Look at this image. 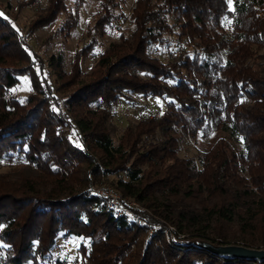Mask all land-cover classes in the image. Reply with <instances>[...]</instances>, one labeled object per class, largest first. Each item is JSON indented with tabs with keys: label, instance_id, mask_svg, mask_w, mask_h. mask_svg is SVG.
<instances>
[{
	"label": "trees",
	"instance_id": "1",
	"mask_svg": "<svg viewBox=\"0 0 264 264\" xmlns=\"http://www.w3.org/2000/svg\"><path fill=\"white\" fill-rule=\"evenodd\" d=\"M116 7L98 0L70 74L60 55L49 59L58 84L0 15V160H23L14 177L0 175V264H37L58 236L86 240L83 264H264L195 244L264 249V0H233L234 12L226 0H134L130 35L81 82L92 36L124 21ZM62 9L48 0L34 26ZM20 77L31 90L23 102L9 94ZM54 85L68 91L63 106ZM127 94L161 99L164 110L128 125L114 146L108 111ZM183 138L195 156L178 157ZM114 174L122 178L105 179ZM106 183L115 208L90 188Z\"/></svg>",
	"mask_w": 264,
	"mask_h": 264
},
{
	"label": "rangeland",
	"instance_id": "2",
	"mask_svg": "<svg viewBox=\"0 0 264 264\" xmlns=\"http://www.w3.org/2000/svg\"><path fill=\"white\" fill-rule=\"evenodd\" d=\"M116 1L117 7L112 10V14L114 17L122 15L124 21L114 18L112 26L104 28L103 35L97 36L94 34L92 36L95 45L92 47L90 53L80 61L78 79L81 82H85L88 79L87 75L96 63L99 54L110 44L117 43L121 36H129L132 31L128 17L134 0ZM62 4L64 9L57 13L50 23L35 27L34 23L37 19L45 15L48 0H35L33 2L32 0H0V13L9 19L11 25L20 34L21 40L26 43L34 55L33 57L42 61L49 81L55 82L54 84H58L57 77L50 72L47 62L51 57L60 55L62 57L64 73L66 75L71 73L70 65L74 60L77 50L86 45L90 40L87 28L93 24L95 13L98 10V0H62ZM71 24L73 27L68 28ZM228 24L229 20L225 19L223 21L224 27L226 28ZM171 51H173V48H171ZM160 53L162 54L160 57L162 61H165L169 56L165 49H161ZM258 53L264 56V49H261ZM54 86L58 89L56 85ZM30 93V83L27 77L18 78L17 84L9 90V94L19 102H23L25 97ZM66 93L68 91L55 90L60 106H63L62 100ZM126 96V98L120 99L119 103L108 111L109 119L107 125L111 131L110 139L114 146L118 144L119 137L128 125L135 124L146 117L157 116L164 110V103L161 99L129 94ZM69 138L77 144L73 134H70ZM199 142L204 144L205 140H199ZM179 149V158L193 157L198 150L194 148L191 141L187 138H183L180 141ZM22 162L23 160L20 157H15L9 164L0 160V175L8 174L10 177H14L20 170ZM120 177L121 175L114 174L105 177V179L115 183ZM90 188L101 197V193L106 192L117 195L120 198L119 194L108 183L104 185L92 184ZM124 200L132 202L129 199ZM138 207L137 205L134 208ZM123 213L125 211L120 208L118 214ZM128 218L133 222L135 221L132 216H128ZM167 230L169 232L173 231L171 228ZM163 237L165 238V235ZM183 239L181 237L180 240ZM81 244L86 246V240L77 237L65 239L62 236H58L54 242V248L50 250L44 260L38 261L37 264H83V259L77 250ZM26 264L32 263L27 262Z\"/></svg>",
	"mask_w": 264,
	"mask_h": 264
},
{
	"label": "water",
	"instance_id": "3",
	"mask_svg": "<svg viewBox=\"0 0 264 264\" xmlns=\"http://www.w3.org/2000/svg\"><path fill=\"white\" fill-rule=\"evenodd\" d=\"M195 244L208 252L224 258L230 259H253L264 261V249H248L234 245H213L207 242L197 241Z\"/></svg>",
	"mask_w": 264,
	"mask_h": 264
},
{
	"label": "built area",
	"instance_id": "4",
	"mask_svg": "<svg viewBox=\"0 0 264 264\" xmlns=\"http://www.w3.org/2000/svg\"><path fill=\"white\" fill-rule=\"evenodd\" d=\"M102 197L106 199L107 205L111 208H115L118 205V201H120V198L117 195L103 192L101 193ZM127 206L129 207H137V205L133 202H126L125 200H122ZM182 236H179L181 238Z\"/></svg>",
	"mask_w": 264,
	"mask_h": 264
},
{
	"label": "snow or ice",
	"instance_id": "5",
	"mask_svg": "<svg viewBox=\"0 0 264 264\" xmlns=\"http://www.w3.org/2000/svg\"><path fill=\"white\" fill-rule=\"evenodd\" d=\"M227 2V5H228V8H229V11H235V8L233 7V0H226ZM2 15V14H0Z\"/></svg>",
	"mask_w": 264,
	"mask_h": 264
}]
</instances>
